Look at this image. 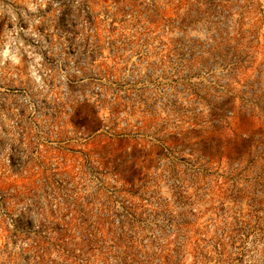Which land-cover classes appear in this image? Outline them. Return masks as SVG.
Masks as SVG:
<instances>
[{"label": "rangeland", "instance_id": "1", "mask_svg": "<svg viewBox=\"0 0 264 264\" xmlns=\"http://www.w3.org/2000/svg\"><path fill=\"white\" fill-rule=\"evenodd\" d=\"M141 3L0 0V264H264V77L211 93L216 124L167 111L159 133L188 138L152 140L127 39L163 43L170 10L120 29ZM263 63L256 46L252 72ZM165 145L214 171L167 173Z\"/></svg>", "mask_w": 264, "mask_h": 264}, {"label": "built area", "instance_id": "2", "mask_svg": "<svg viewBox=\"0 0 264 264\" xmlns=\"http://www.w3.org/2000/svg\"><path fill=\"white\" fill-rule=\"evenodd\" d=\"M139 1L143 3L135 7V21L121 23L120 29H155L156 24L149 20V13L157 4L170 10L167 21L159 27L165 33L163 43L144 36L127 39L130 41L127 50L134 59L130 80L137 88L142 85L143 91L146 85L147 89L152 88L150 96H146L150 100V114L156 117L152 121V140L167 143L171 139L188 138V130L159 133L169 122L167 111L182 110L184 123L191 127L216 124L209 113L212 97L216 99L226 90L231 95L229 86L241 75L245 79L240 91L243 95L249 94L251 77H264V69L254 73L251 70L253 49L261 46L264 51V0ZM122 41L120 39V43ZM158 82L161 87H157ZM261 84L264 91V84ZM163 149L162 156L155 157L167 159L161 161L167 173L214 171L208 162L211 156L202 150H193L186 145L175 149L165 145Z\"/></svg>", "mask_w": 264, "mask_h": 264}]
</instances>
